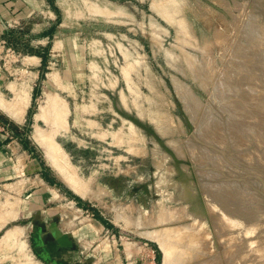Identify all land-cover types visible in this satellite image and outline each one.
Listing matches in <instances>:
<instances>
[{
  "label": "rangeland",
  "instance_id": "obj_1",
  "mask_svg": "<svg viewBox=\"0 0 264 264\" xmlns=\"http://www.w3.org/2000/svg\"><path fill=\"white\" fill-rule=\"evenodd\" d=\"M55 1L0 0V264H264V195L188 125L264 147V78L225 86L264 70L253 0Z\"/></svg>",
  "mask_w": 264,
  "mask_h": 264
},
{
  "label": "water",
  "instance_id": "obj_2",
  "mask_svg": "<svg viewBox=\"0 0 264 264\" xmlns=\"http://www.w3.org/2000/svg\"><path fill=\"white\" fill-rule=\"evenodd\" d=\"M253 8L255 13L264 19V0H253ZM177 105L179 106L186 121L188 122V119L185 116L181 105L179 103H177ZM188 125L191 129L192 136L196 142H198L200 145L209 147L217 151L229 165V170L226 172H221L210 166H205L201 168L202 170L210 169L218 171L225 176V180H237L247 182L255 190L264 195V147L257 148L254 145L252 139L251 147L245 151H234L228 147H218L215 145L204 143L195 137L189 122Z\"/></svg>",
  "mask_w": 264,
  "mask_h": 264
},
{
  "label": "bare ground",
  "instance_id": "obj_3",
  "mask_svg": "<svg viewBox=\"0 0 264 264\" xmlns=\"http://www.w3.org/2000/svg\"><path fill=\"white\" fill-rule=\"evenodd\" d=\"M170 4V3H169ZM165 5V4H164ZM162 6V5H161ZM160 6V7H161ZM157 7V6H156ZM165 8V7H164ZM163 8V9H164ZM159 10V9H158ZM170 10V9H169ZM163 12H164V10H162ZM161 13V12H160ZM167 13V12H166ZM173 14V13H172ZM175 14V13H174ZM174 17V16H173ZM170 18V17H169ZM168 19V18H167ZM177 19V18H176ZM172 24V23H171ZM179 25V24H178ZM185 25H183V27H184ZM180 28H182V27H180ZM189 29V28H188ZM156 30V29H155ZM181 31V30H180ZM189 31V30H188ZM182 32H184V31H182ZM181 33V32H180ZM185 33V32H184ZM260 34V33H259ZM251 41H252V39H251ZM255 40H253L252 42H254ZM256 41H258L259 42V40H256ZM256 41H255V43H256ZM261 41V40H260ZM161 42V41H160ZM249 43V42H248ZM259 44H261V42L260 43H258V46H259ZM248 46V45H247ZM252 46H253V44H252ZM251 46V47H252ZM261 46V45H260ZM264 46V45H263ZM256 48V47H255ZM244 49V48H243ZM255 50H257V49H255ZM247 51V50H246ZM252 53V52H251ZM260 53V52H259ZM170 54V53H169ZM258 55V54H257ZM172 55H170V57H171ZM261 60V59H260ZM170 61H172V60H170ZM262 61H263V59H262ZM247 63H248V65H249V68H247L248 69V71L249 72H246V74H244L245 76H243L244 78H242L241 77V79H240V77H238V78H235L233 81H225V86H226V88H227V91L230 93V94H235L236 96L234 97L235 98V100H236V102L238 101V100H242V101H244V102H248V100H245L244 98V100L242 99V97H240V95H242V94H244V92H245V88H246V86L248 87L249 85L250 86H253V87H256V88H258L257 86H259V83L263 80V78H264V70L261 72L260 71V69H258V68H256L255 66L257 65V64H254L253 62H252V60L250 59V60H248L247 61ZM246 64V63H245ZM245 64L243 65V66H245ZM248 65H246V67L248 66ZM171 66V65H170ZM177 68V67H176ZM239 68V67H238ZM180 69V68H179ZM229 71V70H228ZM240 71V70H239ZM234 74H237L236 73V71L234 72ZM53 75H54V73H53ZM234 77V76H233ZM50 78H52V77H50ZM49 78V79H50ZM53 78H55V77H53ZM224 79H225V77H224ZM242 79H248L249 81H243ZM180 81V80H179ZM178 81V82H179ZM57 83H59V82H57ZM182 83V82H181ZM177 85V84H176ZM186 85V84H185ZM61 86V85H60ZM179 86V85H178ZM182 86V85H181ZM178 88V87H177ZM187 88H189V87H187ZM258 89H260V90H264V88H262L261 86L258 88ZM177 90V89H176ZM182 90V89H181ZM185 90H187L186 88H185ZM190 90V89H189ZM179 93V92H178ZM186 93H188V92H186ZM181 95V94H180ZM183 95V94H182ZM179 96V95H178ZM190 96V95H189ZM192 96V95H191ZM239 97V99H238V97ZM53 97H54V95H53ZM52 97V98H53ZM188 97V96H187ZM247 97V96H246ZM56 99V98H55ZM17 100V99H16ZM48 100H49V98H48ZM51 100V99H50ZM188 100V99H187ZM191 100V99H190ZM193 100V99H192ZM253 101H255L253 104H249V103H246V105H247V107H244V108H242L241 110H242V115L244 116V118H245V120L246 119H250L252 122H254V125L256 124L255 123V120H257V119H259V117H257L256 116V112H253L252 110V108H259V109H261L262 111H264V103H263V101L262 100H259V101H257L255 98L254 99H252ZM4 101V100H3ZM21 101V100H20ZM250 101V100H249ZM1 102V101H0ZM27 102V101H26ZM53 102V101H52ZM4 104V102H1L0 104ZM17 103H19V102H17ZM25 103V102H24ZM46 103H48V101L46 102ZM188 103V102H187ZM187 103H186V106H187ZM49 104V103H48ZM238 104V103H237ZM17 105L18 104H16V106L15 107H17ZM20 105H22V104H20ZM51 105V104H50ZM7 107V106H6ZM5 107V108H6ZM9 107V106H8ZM238 106H234L233 107V110H237L238 108H237ZM21 108V107H20ZM7 110V109H6ZM66 110V109H65ZM9 112H11V111H9ZM19 112H20V110H19ZM23 112V111H22ZM15 113V112H14ZM21 114V113H20ZM19 114V115H20ZM42 114V113H41ZM22 115V114H21ZM38 115V114H37ZM18 117V115H16V114H14V117ZM44 116V115H43ZM63 116H64V114H63ZM40 118H41V116H40ZM19 119V118H18ZM37 119H38V117H37ZM66 119V118H65ZM22 120V119H21ZM62 121V120H61ZM249 123V122H248ZM63 124V123H62ZM65 125V124H64ZM257 125V124H256ZM251 126V125H250ZM66 127V126H65ZM256 127V126H255ZM257 128V127H256ZM59 129V128H58ZM68 129V128H67ZM66 129V130H67ZM65 130V129H64ZM207 130V129H206ZM41 134V133H40ZM43 134V133H42ZM43 139V138H42ZM52 141V140H51ZM43 142V141H42ZM49 142V141H48ZM47 142V143H48ZM46 143V144H47ZM52 142H50V145L53 147L54 146V144H51ZM51 146H49L48 147V145L46 146L47 148H48V151H50L49 149L51 148ZM55 147V146H54ZM58 146H56V148H57ZM174 148V147H173ZM53 149H55V148H53ZM52 148H51V150H53ZM61 149V148H60ZM57 150H58V148H57ZM56 150V151H57ZM54 151L55 150H53L51 153H54ZM60 152H62V151H60ZM50 153V152H49ZM56 153V152H55ZM54 153V154H55ZM58 153V152H57ZM56 153V155H58V154H61V153H58L57 154ZM51 155V154H50ZM55 155V156H56ZM63 156V155H62ZM64 157V156H63ZM205 157V156H204ZM57 157H55V159H56ZM49 159H51V157L49 158ZM54 159V158H53ZM65 159H67L66 157H65ZM63 160V159H62ZM51 161H53V160H51ZM58 161H59V159H58ZM52 163V162H51ZM58 163V162H57ZM60 163V162H59ZM67 163V162H66ZM70 163V162H69ZM69 163H67V166H68V164ZM53 164V163H52ZM62 164V163H61ZM58 165V164H57ZM56 165V166H57ZM62 167H63V165H62ZM56 168V167H55ZM64 168V167H63ZM73 168V167H72ZM59 169V168H58ZM65 169V168H64ZM68 169V168H67ZM60 170V169H59ZM65 171V170H64ZM62 172V171H61ZM75 172V171H74ZM67 173V172H66ZM72 174V173H71ZM66 175V174H65ZM76 176V175H75ZM66 177V176H65ZM72 178H74V177H72ZM71 180V179H70ZM75 183V182H74ZM235 184V183H234ZM233 184V185H234ZM79 186V185H78ZM228 187V186H227ZM78 188V187H77ZM223 188H225V186L223 187V186H216V188L213 190V192H214V194L216 193H218V197H227V196H230V195H228V191H225ZM233 189V188H232ZM75 191L77 190V189H74ZM211 190V189H210ZM229 190H230V188H229ZM79 191H80V189H79ZM78 191V192H79ZM235 191V190H234ZM77 192V191H76ZM81 192V191H80ZM237 192V191H236ZM231 193V192H230ZM81 194V193H80ZM236 194V193H235ZM84 196V195H83ZM235 196V195H234ZM240 196V195H239ZM251 196V195H250ZM257 198V197H256ZM250 211V210H249ZM236 212H238V211H236ZM235 211H228V213L230 214V216H232L233 214H235L236 213ZM249 213V212H248ZM224 215H225V213H224ZM225 216H228V217H224V218H229L230 220H231V217L229 216V215H225ZM240 216V215H239ZM246 216V215H245ZM248 216V215H247ZM249 218V217H248ZM224 220V219H223ZM227 220V222H228V224L230 225V226H232L233 225V223L231 222V221H228V219H226ZM239 220V219H238ZM235 223V222H234ZM19 229V228H18ZM171 232V231H170ZM10 234V233H9ZM20 234V233H19ZM160 234V233H159ZM162 234V233H161ZM8 235V234H7ZM22 235V234H21ZM19 237H21V236H19ZM157 237V236H156ZM155 237V238H156ZM168 237V236H167ZM153 239V238H152ZM163 239V238H162ZM6 240V239H5ZM159 240V239H158ZM161 240V239H160ZM8 241V240H7ZM11 241V240H10ZM20 241V240H19ZM3 244H4V242H2ZM160 243V242H159ZM163 243V242H162ZM23 244V243H22ZM161 244V243H160ZM7 245V244H6ZM238 246V245H237ZM241 246V245H240ZM164 247V246H163ZM166 247V246H165ZM247 247V246H246ZM246 247H242V248H239V249H242L241 251L243 252V251H245V249H246ZM171 250V252H173V250L172 249H170ZM165 251H168V250H165ZM24 252V251H23ZM246 252H248L247 250L245 251V253ZM165 254H166V252H165ZM168 254V253H167ZM173 254H174V252H173ZM249 254V253H248ZM168 256V255H167ZM246 256H248V255H246ZM251 256V255H250ZM253 256V255H252ZM170 258H172V257H170ZM169 258V259H170ZM247 258V257H246ZM164 261V260H163ZM172 262V261H171ZM234 262V261H233ZM251 262V261H250ZM37 263V262H36Z\"/></svg>",
  "mask_w": 264,
  "mask_h": 264
},
{
  "label": "crops",
  "instance_id": "obj_4",
  "mask_svg": "<svg viewBox=\"0 0 264 264\" xmlns=\"http://www.w3.org/2000/svg\"><path fill=\"white\" fill-rule=\"evenodd\" d=\"M47 4H53L52 0H44ZM30 6H35L37 7L38 4L37 3H32L30 4ZM55 6L61 10V12L65 11L67 8H69V3L67 0H56L55 1ZM50 7V5H49ZM51 8V7H50ZM52 9V8H51ZM54 12H56L55 8H53ZM14 116V115H13Z\"/></svg>",
  "mask_w": 264,
  "mask_h": 264
}]
</instances>
